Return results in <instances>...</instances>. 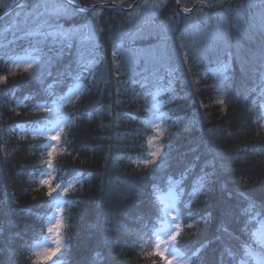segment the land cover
<instances>
[{"label":"trees","instance_id":"obj_1","mask_svg":"<svg viewBox=\"0 0 264 264\" xmlns=\"http://www.w3.org/2000/svg\"><path fill=\"white\" fill-rule=\"evenodd\" d=\"M15 1L0 0V13ZM47 1L22 0L0 18V264H44L29 252L53 209L39 181L46 137L18 125L48 123L41 104L76 80L84 86L62 106L50 176L70 186L60 264H162L154 231L158 195L170 189L187 264L250 263L264 219V0H179L202 3L185 13L176 0H71L132 5L83 11L56 0L64 8L54 12ZM151 47L160 63H145ZM21 53L31 54L26 65L13 62ZM224 60L219 100L214 68ZM158 87L165 130L146 165L145 111Z\"/></svg>","mask_w":264,"mask_h":264},{"label":"rangeland","instance_id":"obj_2","mask_svg":"<svg viewBox=\"0 0 264 264\" xmlns=\"http://www.w3.org/2000/svg\"><path fill=\"white\" fill-rule=\"evenodd\" d=\"M50 11H62L63 5L58 3L56 0H48L46 5ZM69 34V33H66ZM155 47L149 48L145 55V63L148 59H158L161 62L160 52L154 50ZM31 58V54L21 53L19 56L13 60L15 64L26 65ZM134 60H139L140 52H137L133 56ZM96 62V60H94ZM226 64L227 69L222 66ZM228 61H221L214 69L216 73V82L214 83L217 90L218 99L222 100L225 92V79L227 77ZM84 86L82 80H76L70 85L66 92L57 98L56 100L50 102L49 104L43 103L41 107L52 114V119L43 125H37L34 127L27 128L23 125H18V130L24 135H43L46 137V150L47 156L43 166V170L39 175V181H47L43 183L49 191L53 194V209L48 215L46 220V232L42 237L33 242L29 252V259L32 263L43 262L44 264H60L61 260L59 258L60 252L64 247V235H63V225H64V215L66 208V194L70 188L67 186H58L50 183V176L52 171V160L57 152V147L59 144V139L56 141L51 140V136L60 135L61 131L68 122V117L61 113L62 106L68 102L79 92ZM163 94V89L158 87L153 90L152 95L148 99V106L146 108V121L151 129L149 136L147 137V150L144 160L149 161L155 157L151 156L150 153H157L160 149V140L163 132L165 130L162 123V112L161 106L165 102V99L161 97ZM264 109V105H263ZM264 111V110H263ZM60 137V136H59ZM53 155L50 157L49 152ZM49 161L51 163L49 164ZM158 200L161 207L162 217L159 221V225L155 229V249L156 252L162 253V264H187L188 259L183 256L180 248L176 244L177 233L180 228V216L178 214L177 192L173 189L161 192L158 195ZM51 229V231H50ZM175 236L176 239L173 241L172 237ZM253 242L251 248H247L246 259L250 260V263L245 261H240L239 264H264V219L259 221L257 229L254 231ZM59 249L51 260L46 259V254L49 250Z\"/></svg>","mask_w":264,"mask_h":264},{"label":"snow or ice","instance_id":"obj_3","mask_svg":"<svg viewBox=\"0 0 264 264\" xmlns=\"http://www.w3.org/2000/svg\"><path fill=\"white\" fill-rule=\"evenodd\" d=\"M177 3H179V0H177ZM0 6H3L2 4H0ZM250 6H255V5H250ZM38 7V6H37ZM261 7H264V2H262V4H261ZM81 11H83V9H81ZM185 11L186 12H189V11H191L190 9H185ZM262 30H264V21H262ZM64 35H66V33L64 34ZM224 69H227V65L226 64H224L223 66H222ZM0 82H6V77H2V76H0ZM59 139V136L58 135H53V136H51V140H53V141H56V140H58ZM48 155L51 157L52 155H53V153L50 151L49 153H48ZM150 155L151 156H153V157H155L156 155H157V153H155V152H153V153H150ZM51 163V161H49V164ZM144 163L147 165L148 163H150V161H144ZM205 178H207L208 179V181H209V189L208 190H211V188H212V186H213V179H212V173H207V172H205L204 173V176H202L201 177V181H203ZM41 183H47V181H41ZM51 191H54V190H51ZM51 191L49 192V195L51 194ZM240 195H243L242 193L240 194ZM50 231H51V229H50ZM172 239H173V241L176 239V237L175 236H173L172 237ZM59 249H53V250H49L48 252H47V254H46V259H48V260H51L52 259V257H54L55 255H56V253H57V251H58ZM157 255H163L162 253H159V252H157L156 253ZM169 264H171V262L169 261Z\"/></svg>","mask_w":264,"mask_h":264},{"label":"water","instance_id":"obj_4","mask_svg":"<svg viewBox=\"0 0 264 264\" xmlns=\"http://www.w3.org/2000/svg\"><path fill=\"white\" fill-rule=\"evenodd\" d=\"M22 0H16L10 7H8L7 9H5V10H3L1 13H0V18L2 17V15L4 14V13H6L7 11H9L12 7H14L16 4H18L19 2H21ZM63 1H65L66 3H68V4H70L72 7H74L75 9H77V10H81V9H83V10H89V9H91V8H93V7H96V6H103V7H112V8H120V9H126V10H128V9H130L131 8V6L130 7H128V8H125V7H122V6H119L118 4H116V3H100V4H95V5H92L91 7H87V6H84V5H76V4H74L71 0H63ZM138 0H135V2H137ZM229 1V0H228ZM134 2V3H135ZM133 3V4H134ZM176 5H177V7H178V9H179V11L180 12H182V13H185L186 11H185V9H186V7H182L179 3H177V0H176ZM199 5H202V3L201 2H196L195 4H193L191 7H189V8H187V9H190L191 11H192V9L193 8H195V7H197V6H199ZM191 11H189V12H191Z\"/></svg>","mask_w":264,"mask_h":264}]
</instances>
